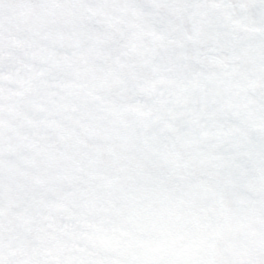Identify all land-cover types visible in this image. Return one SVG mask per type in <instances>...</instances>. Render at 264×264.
Wrapping results in <instances>:
<instances>
[{
  "label": "snow or ice",
  "instance_id": "obj_1",
  "mask_svg": "<svg viewBox=\"0 0 264 264\" xmlns=\"http://www.w3.org/2000/svg\"><path fill=\"white\" fill-rule=\"evenodd\" d=\"M0 264H264V0H0Z\"/></svg>",
  "mask_w": 264,
  "mask_h": 264
}]
</instances>
